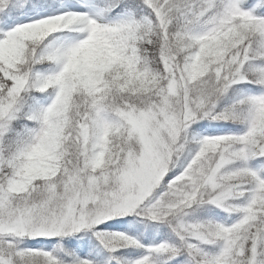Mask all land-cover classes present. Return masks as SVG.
I'll list each match as a JSON object with an SVG mask.
<instances>
[{"label":"snow or ice","instance_id":"snow-or-ice-1","mask_svg":"<svg viewBox=\"0 0 264 264\" xmlns=\"http://www.w3.org/2000/svg\"><path fill=\"white\" fill-rule=\"evenodd\" d=\"M0 264H264V0H0Z\"/></svg>","mask_w":264,"mask_h":264}]
</instances>
